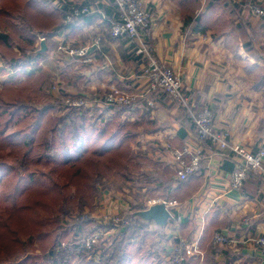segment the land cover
<instances>
[{
    "label": "crops",
    "instance_id": "obj_1",
    "mask_svg": "<svg viewBox=\"0 0 264 264\" xmlns=\"http://www.w3.org/2000/svg\"><path fill=\"white\" fill-rule=\"evenodd\" d=\"M52 1L59 7L73 3L88 5L91 11L78 23L64 28L62 37L56 31L46 39L45 51L51 54L58 51L63 39L72 46H87L94 52L95 60L91 64L80 61L78 65L92 78L89 82L92 90L104 95L118 88L140 96L146 83L142 75L144 62L135 54V43L131 39L109 33V24L116 15L113 1ZM142 1L152 12L148 43L153 55L179 74L184 91L194 99L195 110L210 107L217 129L225 132L229 141L252 150L264 146V16L250 13L251 34L242 36L232 14V4L239 3L235 0H231L230 5L214 0ZM259 5L264 8V0H260ZM49 52L41 60L51 55ZM60 61V65L65 66L67 61ZM55 98L59 99L56 106L63 110L62 98ZM153 98L155 105L151 107L144 97H139L130 110L120 113L118 120L121 124H134L130 130L135 134L130 143L132 149V142L136 140L141 149L139 156L159 163L152 169H140V175L149 172L162 181L174 179L179 167L165 150L166 146L181 148L187 145L192 150L200 149L201 185L184 200L170 198L180 203L174 212L178 210L182 221L191 220L187 237L190 241L186 242L195 244V252L189 260L206 264L208 247L214 243L212 235L219 231L229 237L230 242L216 244L228 249L229 256L220 254L214 261L216 264H264V257L254 242L264 234V178L250 173L242 190L232 189L229 175L234 169V156L229 151L220 154L206 141L197 143L193 115L187 117L185 108L176 105L165 93L160 92ZM99 103L95 106L97 112H106L104 121L113 118L116 109ZM143 122L150 125L149 128L141 129ZM176 185L173 182L171 188ZM142 190V197L165 198L157 192L151 195L144 192L145 188ZM105 191L108 190H102V197ZM156 233L159 254L166 259L173 239L180 237V232L168 221Z\"/></svg>",
    "mask_w": 264,
    "mask_h": 264
},
{
    "label": "trees",
    "instance_id": "obj_2",
    "mask_svg": "<svg viewBox=\"0 0 264 264\" xmlns=\"http://www.w3.org/2000/svg\"><path fill=\"white\" fill-rule=\"evenodd\" d=\"M214 1L232 3L231 0ZM245 2L233 3L231 7L237 30L242 36H249L250 10L244 7ZM68 7H59L52 0H0V56L9 68H22V74L27 77L19 83V78L5 82L0 91V150H7L14 158L12 165L1 162L0 175L5 174L14 181L10 196L18 200L12 210L11 223L0 221V250L14 257L5 264H171L159 254L155 235L162 226L142 221L134 214L144 208L142 204L133 203L132 211L119 213L121 218H128L130 224L115 225L111 218L106 223L92 214L94 199L99 194L98 184H102V189L111 188L102 178L109 179L112 174L119 187L135 186L137 198L142 197L145 188L147 194L157 192L167 199L184 200L201 185L203 168L184 180L162 181L149 172L134 175L123 160L133 151L130 143L134 134L130 130L134 124H121L118 120L121 112L130 110L129 105L117 110L107 106L116 112L106 121V112H97L96 106H71L60 111L54 105L59 99L44 88L47 76L25 71L38 66L48 54L36 52L39 34L48 39L60 28L71 26L63 20ZM245 47L250 49L247 44ZM32 82L37 84L38 105L33 103L28 87ZM184 108L190 117V109ZM49 163L51 168L65 173L64 183L31 184L35 171L28 168ZM21 170L28 173L23 176ZM173 182L177 185L171 188ZM73 185L77 187L75 190ZM76 210L78 215L73 217L71 214ZM190 221L185 219L174 225L180 238L173 239V244L181 239L190 241V237L187 238ZM105 226L120 229L117 236L112 237L111 233L105 236ZM95 231L99 232V239L87 248L83 239ZM26 245H30V249H26ZM220 254L229 256L228 249L211 244L206 264H216L214 261ZM185 264H197V261L188 258Z\"/></svg>",
    "mask_w": 264,
    "mask_h": 264
},
{
    "label": "built area",
    "instance_id": "obj_3",
    "mask_svg": "<svg viewBox=\"0 0 264 264\" xmlns=\"http://www.w3.org/2000/svg\"><path fill=\"white\" fill-rule=\"evenodd\" d=\"M112 1L116 8V15L109 24V32L114 37H128L135 43L134 52L136 55H139L144 62L142 75L146 78V83L142 88L140 96L139 94L124 93L118 88H113L100 97L99 104L114 107L131 105L136 103L139 97H144L147 105L152 107L155 105L153 97L163 92L178 106L190 108V111H192L191 114L193 115L194 134L197 143L206 141L218 150L220 154L229 151L234 156L235 168L229 175V184L232 189L240 190L248 173L251 171L264 178V146H260L257 150H252L240 143L229 141L227 134L217 129L213 121L212 109L208 106H204L201 110L196 111L194 99L184 91L179 74L171 66L161 63L154 57L148 43L152 12L145 3H143L142 0ZM235 1L239 3L242 2V0ZM259 1L260 0H246L244 7L248 8L252 15L264 16V8L259 5ZM90 11L91 8L88 5L78 6L73 3L69 5L68 12L63 17V20L66 24L73 25L78 23L82 17ZM63 29L64 28H60L59 32L57 30L58 36L62 37ZM42 39L46 40V36L39 34L38 41ZM58 51L66 54L69 58H76L81 62L87 63L92 62L95 55L87 46H72L64 39L59 42ZM84 99L85 98L78 96L75 98L66 96L60 105L63 108L81 106L86 104L87 100L85 101ZM165 150L177 161L179 171L176 178L179 180H184L202 167V155L198 147L192 150L187 145L181 148L166 146ZM158 202H164L170 211L171 218L168 220L169 222L173 221V225H178L182 221V217L178 213V210L174 212V209H178L180 205L177 200L149 198L146 207ZM120 212L122 211H119L110 218L115 225H119L121 222H123V224H128L127 221H123V219L118 216ZM105 222L107 223L108 221ZM108 231L110 232V229L105 226V236L110 234ZM98 239L99 232L95 231L83 239V244L87 248H90ZM212 240L214 243L221 245H227L230 242L229 237L219 231L213 233ZM254 242L259 247L264 257V234L258 236ZM194 252L195 244L187 243L181 239L178 244H173L171 246L170 253L168 257H166V260L171 264H185L187 263V259L193 256Z\"/></svg>",
    "mask_w": 264,
    "mask_h": 264
},
{
    "label": "rangeland",
    "instance_id": "obj_4",
    "mask_svg": "<svg viewBox=\"0 0 264 264\" xmlns=\"http://www.w3.org/2000/svg\"><path fill=\"white\" fill-rule=\"evenodd\" d=\"M46 52H49V51H46ZM66 58L68 59L66 60ZM61 59L63 61H67L65 66L60 65ZM71 60H74L77 62H73ZM94 60H95V55H94L93 61ZM78 62H80V60H77L76 58H69L66 54L62 53L61 51H53L51 55L41 60L40 66L31 67V68H28L29 70L27 69L25 71L34 72L35 74L47 76L48 80L44 88H46L47 92L50 93V95L54 97L62 98L60 101V104L63 101L64 97L66 96H69L72 98H75L78 96V97L85 98L84 99L85 101L87 100L85 104L86 106L93 107L95 105H98L99 98L103 96V93H97L94 90H92L91 86H89V82H91L92 78L85 74L84 72L85 70L83 69V67H80L78 65ZM84 63H87V62H84ZM89 63L91 64V62ZM14 78H19L18 83L21 80L22 81L27 80V77H25V75L22 74V68H18V69L9 68V66L5 65L4 60L0 56V91L3 88V84L5 82H8L9 79L13 80ZM29 81H32V80H29ZM36 86L37 84L34 82H32V84L31 83L28 84L29 90L33 94V99H34L33 103H36L38 105L40 102H39L38 97L35 94ZM88 86H89V89H88ZM77 90L79 92H77L76 95L71 94V93H75ZM134 104H131L129 106H132ZM54 105H58V102L56 101ZM120 106H115V107L112 106V107H114V109L117 110ZM149 126L150 125L143 122L140 128L141 129L149 128ZM132 143H133V152L131 153V155H129V157L123 160L126 161L129 167L134 171V175H137L140 172V169H145V168L152 169L153 165L156 166L159 164L155 159L152 160L149 157L139 156V151H141V149H139L137 141L135 140ZM13 161H14V158L12 159L8 155L7 150H0V164L1 162H5V163H10L12 165ZM51 167L52 166L50 165V163L48 165H45V164L31 165L28 168V170L35 171L33 174V178L31 180V184H39V185L40 184L41 185H51L54 183L63 184L65 173L61 171H56L55 169ZM28 170L26 171L21 170V175L25 176L26 173H28ZM110 176L111 177H109V179L102 178L103 181H107L110 183L109 186L111 188H106L109 191V194L107 193L108 191H105V196L102 197L103 195L102 190L104 189L100 187L102 184H98L99 192L98 191L97 192L99 194L94 199L93 204L95 206L94 207L95 209L92 211V214L94 213V215L98 219H103V221H108L111 216L116 215L119 211H123V212L128 211V210L132 211V209L130 208H131V204L133 203L142 204L143 207H146L147 200L149 199V198L147 199L148 195H144L142 197V198L145 197L144 199L140 197L137 198L135 194L138 192L136 191L137 188L135 186L127 185L121 188L117 184L118 181L115 180L112 174ZM14 187H15V183L12 179H10L5 174L3 176L0 175V221H4L7 224L11 223L10 217H11V214L14 212L12 210L18 201V200H14L12 196H10V193L12 192ZM72 188L73 190H75L77 187L76 185H73ZM77 212L78 210H76L71 215L74 217L78 215ZM123 221H127L128 224H130V221L128 220V218H124ZM12 228L17 229V226H12ZM119 230L120 229L113 227L112 229H110V232L108 231V233H111L112 237L114 236L116 237L117 232H119ZM21 237H23L22 240H25L24 235H22ZM30 247H31L30 245L25 246L26 249H30ZM36 252H40V250L36 249ZM13 259L14 257L12 256V253L4 249L0 250V264H5L6 262L11 261Z\"/></svg>",
    "mask_w": 264,
    "mask_h": 264
},
{
    "label": "water",
    "instance_id": "obj_5",
    "mask_svg": "<svg viewBox=\"0 0 264 264\" xmlns=\"http://www.w3.org/2000/svg\"><path fill=\"white\" fill-rule=\"evenodd\" d=\"M46 46L45 39H42L36 52H45ZM134 214L142 220L153 221L160 226L165 225L171 218V213L164 202L154 203L147 207L137 209Z\"/></svg>",
    "mask_w": 264,
    "mask_h": 264
}]
</instances>
